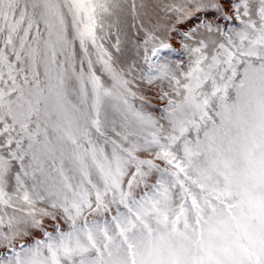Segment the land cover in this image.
Wrapping results in <instances>:
<instances>
[{
  "label": "snow or ice",
  "instance_id": "1",
  "mask_svg": "<svg viewBox=\"0 0 264 264\" xmlns=\"http://www.w3.org/2000/svg\"><path fill=\"white\" fill-rule=\"evenodd\" d=\"M146 8L0 0V264H264V0Z\"/></svg>",
  "mask_w": 264,
  "mask_h": 264
},
{
  "label": "rangeland",
  "instance_id": "2",
  "mask_svg": "<svg viewBox=\"0 0 264 264\" xmlns=\"http://www.w3.org/2000/svg\"><path fill=\"white\" fill-rule=\"evenodd\" d=\"M145 4L147 5L146 8V13L147 16L145 17V19L147 20L148 17L152 18V21L155 22L157 15L163 16V13L159 11V7L162 6L164 3H168L171 2V0H144ZM179 2V0H178ZM175 47L179 48V44L175 43L174 45ZM128 55H131V53H129ZM154 89H149L146 92V95L148 96V98L151 100V103L154 107H159V101L156 98V96L154 95ZM138 106H139V102H137ZM31 241H29L30 243ZM23 243V242H21Z\"/></svg>",
  "mask_w": 264,
  "mask_h": 264
}]
</instances>
